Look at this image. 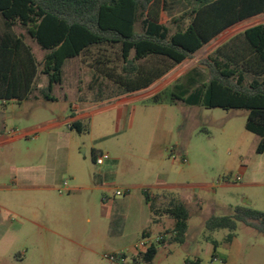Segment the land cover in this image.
<instances>
[{
  "label": "rangeland",
  "instance_id": "rangeland-1",
  "mask_svg": "<svg viewBox=\"0 0 264 264\" xmlns=\"http://www.w3.org/2000/svg\"><path fill=\"white\" fill-rule=\"evenodd\" d=\"M259 24L264 15L226 30L174 73L196 68L208 81L203 60ZM13 31L25 35L41 61L39 46L24 30ZM91 77L80 59L68 60L56 101L0 109V126L29 132L0 151V264H147L138 257L146 249L140 245L160 237L167 241L153 264H264L263 234L241 222L233 232L206 228L210 217L231 216L236 207L264 212V154L256 153L259 137L245 129L247 111L173 103L171 90L158 104L149 97L106 109L92 102ZM76 107L90 113L81 131L69 128ZM101 154L110 159L97 165ZM143 190L189 200L183 243L164 235L168 218L152 223ZM145 230L150 237H142Z\"/></svg>",
  "mask_w": 264,
  "mask_h": 264
},
{
  "label": "trees",
  "instance_id": "trees-1",
  "mask_svg": "<svg viewBox=\"0 0 264 264\" xmlns=\"http://www.w3.org/2000/svg\"><path fill=\"white\" fill-rule=\"evenodd\" d=\"M261 15L264 0H0L5 27L0 35V108L10 102L56 101L53 93L63 84L65 64L77 58L92 71L88 91L94 104L147 90L226 30ZM16 27L43 51L41 61L25 35L14 33ZM203 65L208 81L202 82L193 68L154 95L152 103L163 101L171 90L173 103L245 110V129L259 137L256 153L264 154V24L228 39ZM69 128L81 131V122ZM142 195L152 223L168 218L172 227L164 235L183 243L190 218L186 205L167 194L143 190ZM238 222L264 235V212L245 207H236L231 216L210 217L206 228L233 232ZM142 237L150 233L145 230ZM233 238L230 234L228 241ZM166 241L162 237L138 257L153 264Z\"/></svg>",
  "mask_w": 264,
  "mask_h": 264
},
{
  "label": "crops",
  "instance_id": "crops-1",
  "mask_svg": "<svg viewBox=\"0 0 264 264\" xmlns=\"http://www.w3.org/2000/svg\"><path fill=\"white\" fill-rule=\"evenodd\" d=\"M1 18V17H0ZM2 19V18H1ZM3 21V20H2ZM4 23V22H3ZM19 28V27H17ZM21 29V28H20ZM233 37V36H232ZM36 44V43H35ZM223 44V43H222ZM180 66V65H179ZM177 66L174 70H172L169 74H167L164 78L168 77L169 78L166 81H163L157 88L148 91L153 85H155L156 83L164 80V78L158 80L155 84H153L149 89L138 92V93H134V94H130V95H126L123 96L117 100H114L112 102L109 103H103L101 105L106 104V109L107 108H122V107H126L129 103L134 102V101H138V100H142V99H146L149 97H153L154 95L166 90L167 88H169V86L173 85V83H175L179 78H181L183 75L179 72L174 73V71L179 67ZM173 74V75H171ZM169 83V84H168ZM171 87V86H170ZM29 102V101H26ZM25 103V102H23ZM21 103V105L23 104ZM95 105H100V104H95ZM1 109V108H0ZM0 116H3L5 114V112H2V110H0ZM89 112H81L80 107H76L74 109V113L72 114V123L74 122H79L82 118H85L87 116H89ZM27 135H29V132H23L22 134H16V132H9L6 129V126H0V151L4 152L10 145H14L16 144L17 141L21 140V138L26 137ZM23 170H27V169H23ZM29 179V175L25 176V180ZM44 190H48V188H42ZM187 207V200L185 199H180ZM159 255V251L153 261V263L156 261L157 257Z\"/></svg>",
  "mask_w": 264,
  "mask_h": 264
},
{
  "label": "built area",
  "instance_id": "built-area-1",
  "mask_svg": "<svg viewBox=\"0 0 264 264\" xmlns=\"http://www.w3.org/2000/svg\"><path fill=\"white\" fill-rule=\"evenodd\" d=\"M109 159L110 158H109L108 155L101 154V155L97 156V158H96V164L97 165H103L105 163V161H107ZM238 180H239V178H238ZM117 194L118 195H121V192L118 191ZM161 239H162V237L158 238L155 242L148 241V242H146V243H144L143 245H140V246H142V248L143 247H146V249H147V248L151 247L152 244H155L156 242H158V240H161ZM107 258H109L111 261H115L116 260V257H107Z\"/></svg>",
  "mask_w": 264,
  "mask_h": 264
}]
</instances>
